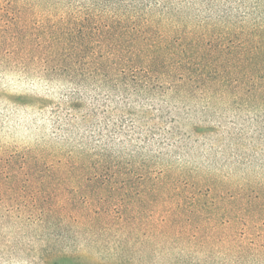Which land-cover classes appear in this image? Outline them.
Segmentation results:
<instances>
[{"label": "rangeland", "instance_id": "374dc122", "mask_svg": "<svg viewBox=\"0 0 264 264\" xmlns=\"http://www.w3.org/2000/svg\"><path fill=\"white\" fill-rule=\"evenodd\" d=\"M188 3L211 56L264 59V0ZM79 5L0 0V264H264V66L253 91L219 82L162 113L131 104L127 119L158 129L130 144L144 146L132 164L71 167L128 140L102 114L117 90L91 66L80 86L49 62L50 29Z\"/></svg>", "mask_w": 264, "mask_h": 264}, {"label": "trees", "instance_id": "16d2710c", "mask_svg": "<svg viewBox=\"0 0 264 264\" xmlns=\"http://www.w3.org/2000/svg\"><path fill=\"white\" fill-rule=\"evenodd\" d=\"M76 1L80 5L74 15L59 19L50 29L49 62L57 66L58 70L53 69L55 75H60L57 73L60 70L69 80H78L76 85L80 86L91 77L84 67L91 66L102 78L101 88L110 86L117 90V107H111L112 98L100 100L102 114L107 128L117 129L128 140L117 144L120 148L117 156L112 148L115 141L103 140L99 152L86 155L85 160L77 162L69 158L67 165L71 167L102 168L113 162L117 166L132 164L125 162L128 159L124 157L139 156L158 131L154 125H142L132 117L127 119L126 113H132L134 104L151 109L157 101L163 105L156 111L162 113L171 109L172 94L190 97L195 89H208L219 82L224 86L237 84L251 91L258 88L249 77L256 68L264 66V59L211 56L210 40L205 39L208 33L201 35L196 29L188 30V22L184 21L188 17L183 16L192 8L185 3L191 1L188 4L195 5L196 0ZM78 69L84 71L74 76ZM235 73L242 74L240 83L231 77ZM96 115L92 114L94 120ZM115 116L117 119L113 121ZM142 139L144 146L130 145ZM126 144L130 145L129 149L124 147ZM126 150L130 153L126 154Z\"/></svg>", "mask_w": 264, "mask_h": 264}]
</instances>
